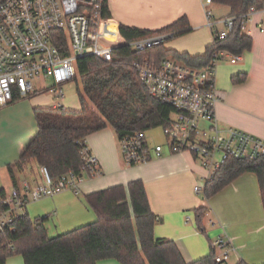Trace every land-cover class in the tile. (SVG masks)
I'll use <instances>...</instances> for the list:
<instances>
[{
    "label": "crops",
    "instance_id": "crops-1",
    "mask_svg": "<svg viewBox=\"0 0 264 264\" xmlns=\"http://www.w3.org/2000/svg\"><path fill=\"white\" fill-rule=\"evenodd\" d=\"M107 7L111 17L119 23L149 30L160 29L186 16L190 31L167 39L164 46L190 55L203 54L213 42V30L206 25V10L211 11L214 18L231 14L229 6L206 4L205 0H107ZM221 27L216 25L215 29ZM243 32L252 38L251 49L238 56L222 51L218 62L215 87L219 101L215 115L222 130L236 128L264 140V11L253 14ZM237 75H244L243 80L233 82L232 77ZM30 96L8 103L0 99V189L6 194L9 193L8 181L12 189L15 188L8 165L19 161L22 151L37 132L34 108L57 106L54 99H38L36 92ZM72 106L69 109H76V105ZM87 143L98 159L102 174L86 179L78 193L64 190L40 203L33 215L45 217L48 233L94 221L96 215L87 204L86 195L140 179L150 208L157 215L154 237L172 240L185 262L209 254L211 242L223 236L228 242L227 264H264V209L254 173H243L204 200L200 197L202 192L196 193L194 186L204 187L208 172L188 151L175 154L164 147L159 157L127 166L110 126L89 135ZM39 167L34 159L22 163L18 169L14 167L17 189L21 190L25 183L31 188L38 185L41 182ZM202 204L207 207L203 218L204 234L197 227L194 214V209ZM5 264L24 262L21 255L15 254L9 256ZM97 264L120 263L104 259Z\"/></svg>",
    "mask_w": 264,
    "mask_h": 264
},
{
    "label": "trees",
    "instance_id": "trees-1",
    "mask_svg": "<svg viewBox=\"0 0 264 264\" xmlns=\"http://www.w3.org/2000/svg\"><path fill=\"white\" fill-rule=\"evenodd\" d=\"M210 1L230 7V16L236 17L234 28L227 37L214 38L203 54L190 55L166 48L164 42L144 50H135L129 45L141 38L169 34V39L190 31L186 16L157 30L128 26L111 17L105 0L101 20L102 24L114 26L113 61L105 62L91 55L77 60V75L82 86L81 90L77 89L78 109L34 108L37 132L19 161L8 165L14 187L17 189L13 168L18 169L29 159L45 166L54 180L68 171L84 172L79 141L107 126L120 139L169 125L175 108L148 93L133 65L135 61L158 63L172 57L186 65L204 67L216 51L238 56L251 49L252 38L241 30L239 16L251 6L259 8L264 0ZM243 76H234L232 81L240 82ZM17 99L18 95L14 94L11 102ZM246 172L256 176L264 209V155L255 159L230 157L225 160L214 176L205 181L204 200ZM5 195L4 189H0V200ZM85 199L96 215L95 220L53 237L48 235L45 217L32 219L27 213H18L12 223L0 231V264H5L6 259L15 254L22 256L24 264H97L104 259H114L120 264H217L213 248L209 254L187 263L172 240L154 237L157 215L150 208L140 179L93 192ZM206 210L203 204L194 209L196 225L203 234Z\"/></svg>",
    "mask_w": 264,
    "mask_h": 264
},
{
    "label": "built area",
    "instance_id": "built-area-1",
    "mask_svg": "<svg viewBox=\"0 0 264 264\" xmlns=\"http://www.w3.org/2000/svg\"><path fill=\"white\" fill-rule=\"evenodd\" d=\"M105 0H3L0 3V99L11 102L13 95L24 98L37 92L34 78H50V90L56 99L63 97L62 86L78 78L76 62L85 56L113 61L112 48L99 42L101 9ZM206 4L211 3L205 0ZM264 11L251 6L242 13L240 28L244 31L252 15ZM206 25L213 37L223 39L232 32L235 16L214 18L206 10ZM216 25H221L215 29ZM260 26V30L263 28ZM169 34L134 40L135 50H144L166 41ZM222 51H216L204 67L184 64L172 57L160 62L135 61L141 83L148 93L175 108L169 125L163 129L165 143L152 146L143 132L118 139L121 157L127 166L140 165L159 157L164 147L171 153L190 152L207 170L211 179L228 158L255 159L264 155V140L236 128H219L215 106L219 101L215 76ZM57 106H62L58 104ZM56 106V107H57ZM205 123L206 126L202 125ZM84 172L68 171L54 180L45 166L39 167L41 182L31 188H13L0 200V231L9 226L28 199L38 201L64 190L78 193L86 179L102 172L97 157L90 151L87 137L79 141ZM196 193L203 187L194 186ZM211 246L217 264H227L228 242L216 237Z\"/></svg>",
    "mask_w": 264,
    "mask_h": 264
},
{
    "label": "rangeland",
    "instance_id": "rangeland-1",
    "mask_svg": "<svg viewBox=\"0 0 264 264\" xmlns=\"http://www.w3.org/2000/svg\"><path fill=\"white\" fill-rule=\"evenodd\" d=\"M99 42L103 47L115 46L114 30L111 24L100 25ZM32 84L35 87V90L37 91L36 93L38 99H54V103H56V105L61 104L66 109L72 108L73 107L72 105H76L75 107L76 109L80 107L77 89L81 90L82 86L79 78H77L76 80H72L62 86L63 97L61 99H56V93L50 90V87L52 85V80L50 78H34L32 79ZM30 97L31 96L29 95L28 97L21 99H29ZM145 138L149 140L152 145L159 143L163 144L164 143L163 128L156 127L154 129L145 131ZM31 183L30 184L33 185V182ZM7 190L8 192H11L12 190V185L10 181H8ZM46 198H42L38 201H32L29 198L27 204L21 209H19V211L24 213L25 211H27L29 217L34 219L35 215H33V211L36 210L40 206V203H42ZM68 230L71 229H67L65 231H49L48 235L50 237H53Z\"/></svg>",
    "mask_w": 264,
    "mask_h": 264
}]
</instances>
